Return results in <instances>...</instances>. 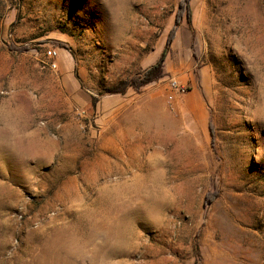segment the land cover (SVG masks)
<instances>
[{
    "label": "rangeland",
    "instance_id": "obj_1",
    "mask_svg": "<svg viewBox=\"0 0 264 264\" xmlns=\"http://www.w3.org/2000/svg\"><path fill=\"white\" fill-rule=\"evenodd\" d=\"M181 1L0 0V264H264V0H191L110 92Z\"/></svg>",
    "mask_w": 264,
    "mask_h": 264
},
{
    "label": "trees",
    "instance_id": "obj_2",
    "mask_svg": "<svg viewBox=\"0 0 264 264\" xmlns=\"http://www.w3.org/2000/svg\"><path fill=\"white\" fill-rule=\"evenodd\" d=\"M186 17L187 23L192 25L193 11L191 7V0H182L179 5V10L177 12V17L174 27L171 29L166 44L160 54L159 59L155 64L148 67L144 72L133 76L131 79L122 82L120 85L110 89V92L125 94L129 88L135 90H140L144 86L154 82L164 74L165 61L171 50L172 43L174 42L178 27L181 24V20ZM97 99L94 98L91 101V105L95 106Z\"/></svg>",
    "mask_w": 264,
    "mask_h": 264
},
{
    "label": "crops",
    "instance_id": "obj_3",
    "mask_svg": "<svg viewBox=\"0 0 264 264\" xmlns=\"http://www.w3.org/2000/svg\"><path fill=\"white\" fill-rule=\"evenodd\" d=\"M167 60L165 61L166 64ZM174 76H178L180 80H183V77L179 76V70H167ZM178 96V97H177ZM176 108L178 112L183 113L189 119L196 122L197 120H201L202 123L208 117V109L205 103V97L200 92H193L189 95H182L178 93L176 96Z\"/></svg>",
    "mask_w": 264,
    "mask_h": 264
},
{
    "label": "built area",
    "instance_id": "obj_4",
    "mask_svg": "<svg viewBox=\"0 0 264 264\" xmlns=\"http://www.w3.org/2000/svg\"><path fill=\"white\" fill-rule=\"evenodd\" d=\"M47 53H48V56L51 58L50 66L53 67V68H56L57 67V63H56V61H54V59H55V57L58 54L57 50L56 49H48ZM171 86H172L173 89H175L180 94L185 93V90H186L185 87L183 85L179 84L178 81H176V80L172 81ZM169 99L174 101V95H170Z\"/></svg>",
    "mask_w": 264,
    "mask_h": 264
}]
</instances>
